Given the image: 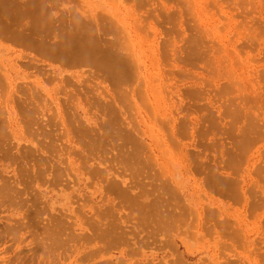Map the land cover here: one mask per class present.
<instances>
[{
    "label": "rangeland",
    "instance_id": "rangeland-1",
    "mask_svg": "<svg viewBox=\"0 0 264 264\" xmlns=\"http://www.w3.org/2000/svg\"><path fill=\"white\" fill-rule=\"evenodd\" d=\"M5 2L0 264H264V0ZM72 18L108 52L129 41L131 86L59 55Z\"/></svg>",
    "mask_w": 264,
    "mask_h": 264
},
{
    "label": "bare ground",
    "instance_id": "bare-ground-1",
    "mask_svg": "<svg viewBox=\"0 0 264 264\" xmlns=\"http://www.w3.org/2000/svg\"><path fill=\"white\" fill-rule=\"evenodd\" d=\"M0 1H1V4H3V3H2V0H0ZM3 1H4V0H3ZM48 1H49V0H48ZM6 2H7V0H6ZM6 2H5V4H4V6L7 5L8 2H7V3H6ZM39 2L41 3V1H39ZM39 2H38V3H39ZM45 2H46V1H45ZM45 2H43V3H45ZM1 4H0V5H1ZM34 4H35V3H34ZM41 4H42V3H41ZM8 5H9V4H8ZM32 5H33V4H32ZM32 5H31V6H32ZM37 5L39 6L40 4H37ZM1 6H2V5H1ZM10 6H11V4H10ZM28 6H29V5H28ZM33 6H34V5H33ZM5 7H6V6H5ZM5 7H4V8H5ZM29 7H30V6H29ZM29 7H28V8H29ZM35 7H37V6H35ZM35 7H33V8H35ZM2 8H3V7H2ZM2 8H0V9H1V10H4V9H2ZM28 8H27V7H26L25 9L22 8L23 11H24L22 15L25 14L26 9H27V11H29ZM37 8H38V7H37ZM6 9H8V7H6ZM9 9H11V8H9ZM30 9H31V8H30ZM40 10H44V9H40ZM7 11H8V13H7ZM7 11L5 10L6 14H7V15L9 14V16H10V15L12 16V13H11L12 10H11V11H10V10H7ZM21 11H22V10H21ZM32 11H33V9H32ZM32 11L30 10L31 13H34V12H32ZM35 11H36V9H35ZM48 11H50V10H49V7H48ZM48 11H47L46 14H44V15H47V14L49 13ZM12 12H15V11H12ZM17 12H19V11H17ZM17 12H16V13H17ZM30 12L28 13V15L30 14L29 16H31V21H32V19H34V21H35L34 16H36V15H35L36 12L33 14L34 16H32V14H31ZM37 12H38V14H39L40 11H37ZM10 13H11V14H10ZM26 13H27V12H26ZM44 13H45V11H44ZM86 13L88 14L89 12H86ZM0 14H3V15H1V17H2V16L5 17V15H6L4 12L2 13V11H1ZM4 14H5V15H4ZM19 14H20V13H19ZM40 14H41V13H40ZM42 14H43V12H42ZM7 15H6V16H7ZM25 15H27V14H25ZM44 15H42V16H44ZM70 15H71V14H70ZM77 15H78V14H77ZM77 15L75 14V17H76ZM15 16H16V15H15ZM15 16H14V14H13V18H14ZM42 16H41V17H42ZM47 16H48V15H47ZM87 16H88V15H87ZM4 17H2V18H4ZM7 17H8V16H7ZM21 17H22V16H20L19 19H20ZM32 17H33V18H32ZM39 17H40V16H39ZM41 17H40V18H41ZM71 17H74V13H73V16H71ZM79 17H80V16L78 15V19L80 20ZM122 17H123V16H122ZM8 18H9V17H8ZM23 18H25V19L27 18V19H28V17H26V16L22 17L21 19H23ZM43 18H44V17H43ZM43 18H41V19H43ZM47 18H48V17H47ZM5 19L8 20L6 17H5ZM10 19H11V18H10ZM14 19H15V18H14ZM17 19H18V18H16V20H17ZM37 19H38V20H41V19H39L38 17H37ZM37 19H36V21H37V23H39ZM56 19H57V18H55V20L53 19L54 24H55V21H58V19H57V20H56ZM73 19H77V18H72V21H70V22H71L73 25H69V26L67 25L68 27L66 26V27H67V30H66L65 32H64V28L66 29V27H65L64 25H66V24H64V25L62 24V26H64V28H61L62 26L58 24V25H59L58 28H60V30L63 29V30H62V31H63V33H62L63 35H64V33H67V32H68V29H69V27H70L71 29H70L69 31H70L71 34H69V32H68L67 34L70 35V36H72V39H71V38H68V39H66L65 41L62 40V41L59 42V40H57V42H59L58 44H57V42L53 41V44L56 43V45H58V49H55V50H57V51L59 50V55L62 56V57H63V56H64V57H67V56H68L69 59H68V58H65V59L70 60V61L73 60V59H74V61L76 60L74 63H71L70 65H72V64H78V63H76V62H79V64H80V62H82V61H85V62L88 61V63H87L88 66L91 65V64L89 65L90 62H92V64H95L96 66L99 65L100 68H102V69H100V68L98 67V68L100 69V71H98L99 69L97 70V69H94V68H93L94 70H97L98 73H99V72L101 73L102 70H103L104 72H106L105 70H107V73H106V74L102 71V72H103V75L105 74L106 77H107L109 74H110V76H111V73H112V75L115 76V78H116L117 76H119V77L116 78V80H115V79L112 80V79H113V78H112L113 76H111V78L107 77L108 79H110V80L113 82V83L110 82V81L106 78L107 81H109L111 84H114V85L116 86V85H118V83L121 84L120 82H122L123 84L118 85V86H121V87H122V86L126 85L127 83H125V82H127V81L130 79V80L128 81V84H129V86H131V85H130V82L133 81L134 78H129V77L126 75V76L129 78V79H128V78L125 77V76H121V77H120V75L126 73V72H124V71H125V69H124L125 66H124V65H127V62L132 63V64H133V62H131V61H129V60L127 61L128 57L124 56V57H122L123 60H124L125 58H127V59H126L127 62L125 63V62H123L122 59L120 60L119 57L114 53V50H115V49H116L115 51H118L117 49H119V48H120V51H121L122 49H125L127 46H126L125 48H124L123 46H124V45H127V44L129 43V41H127V40L124 39V41H125L126 43L128 42L127 44H125L124 41L119 42V41H121V40L119 39L120 37L118 38L117 34H116L117 37H115V33H114L115 31H114L112 34H113V38H114V37L116 38V40L113 39V40H115L114 43H116V44L113 45V43H112V45H113V46L117 45V46H116L117 48L115 47L114 50H111V52L113 51V52L111 53V52H110V48L113 49V47H112V46H111L110 48L108 47V48H109V52H108V50L106 49V48H107L106 45L108 44V43L106 44V41H108V40H106L107 38H106V39H105V38H102L103 35L105 34L104 31L106 30V29H105V30L103 31V28H102V27H105L106 25H104V26L101 25V26H100V24L98 23V24H99L98 28H99V29L102 28V31L104 32V33H103L102 31H100V30L98 29L99 32H102V33H103L102 36H100V37H101L102 40H103V39L106 40V41H103V42L99 41L100 43H103V44H104L105 49H103V47H102L103 44H102V45H99L100 43L97 42L98 40H100V38H96L97 36L95 37L94 35H92V34H96L95 32H93V29H91L92 34L88 35L89 33H91V32H89V31H90L89 28H92V27H89V28H88V27L86 26V27L88 28L89 31L86 29L85 25H86V22H88V21L86 20V22H85V20H83V19H84V18H83L82 20H83V23H85V24L82 25V24L79 22V23L81 24V25H80L78 22H76V21H79L78 19H77L76 21H73ZM87 19L89 20L90 17L88 16ZM0 20H3V19L0 18ZM69 20H70V17H69ZM92 20H93V19H92ZM3 21H5V20H3ZM9 21H11V20H9ZM22 21H23V20H22ZM29 21H30V18H29ZM29 21H27V23H29ZM104 21H105V19H104ZM111 21H114V19H112ZM125 21H126V20H125ZM1 22H2V21H0V23H1ZM48 22H49V21H48ZM70 22H69V23H70ZM73 22H74V23L76 22V23H78V24H74ZM81 22H82V21H81ZM105 22H106V24H107V21H105ZM122 22H123V21H122ZM122 22H121V23H122ZM5 23H6V22H5ZM10 23H11V22H10ZM10 23H9V24H10ZM13 23H14V22H13ZM18 23H19V22H18ZM35 23H36V22H35ZM41 23H42V22H41ZM46 23H47V22H46ZM71 23H70V24H71ZM89 23H90V22H89ZM93 23H94V22H93ZM93 23H91V25L89 24V26H93ZM3 24H4V23H3ZM29 24H30V29H32L31 27H33V25L31 26V22H30ZM32 24H34V22H32ZM39 24H40V23H39ZM44 24H45V23H44ZM94 24H95V23H94ZM104 24H105V23H104ZM126 24H127V23H126ZM1 25H2V23H1ZM7 25H8V24H7ZM16 25H17V24H16ZM27 25H28V24H27ZM34 25H36V24H34ZM40 25H41V24H40ZM46 25H47V24H46ZM48 25H49V23H48ZM58 25H57V26H58ZM87 25H88V23H87ZM116 25H117V24H116ZM4 26H5V25H4ZM21 26H22V25H21ZM37 26H38V24L36 25V28H35V29H36L37 31H39L37 28H39L40 26H38V27H37ZM42 26H43V25H42ZM81 26H82L83 28L85 27V31H83L84 29H82ZM107 26H108V25H107ZM124 26H125V25H124ZM18 27H19V26H18ZM23 27H24V28H26V27L28 28L29 26H23ZM43 27H44V26H43ZM46 27L48 28V26H46ZM46 27H45V28H46ZM53 27L56 28V26H54V25L52 26V28H53ZM93 27H94V26H93ZM2 28H4V27H2ZM9 28H10V27H9ZM27 28H26V29H27ZM45 28H43L44 32H45ZM47 28H46V29H47ZM49 28H50V25H49ZM52 28H50V29H51V32H48L49 34H50V33H51V34H52V33H55V32L52 30ZM54 28H53V29H54ZM58 28H56V30H57ZM94 28H95V27H94ZM110 28H112V27H110ZM16 29H17V28H16ZM33 29H34V28H33ZM50 29H47V30L50 31ZM4 30H6V28H5ZM24 30H25V29H24ZM41 30H42V29H40V31H41ZM43 30H42V31H43ZM47 30H46V31H47ZM56 30H55V31H56ZM60 30H58V31H60ZM94 30H95V29H94ZM110 30H111V29H110ZM112 30H113V29H112ZM135 30H136V29H135ZM21 31H22V29H21ZM29 31H30V30H28V31H27L28 34H25L24 36L29 35V34L31 35L30 32H33L34 30H33V31H30V32H29ZM37 31H36V32H37ZM52 31H53V32H52ZM58 31L55 33V37L58 35V34H57V33H59ZM62 31H61V32H62ZM11 32H12V31H11ZM25 32H26V30H25ZM34 32H35V31H34ZM36 32H35V33H36ZM61 32H60V34H59V36H58L57 39L60 38V35L62 36ZM84 32H85L86 34H87V32H89V33L86 35V34H84ZM118 32H120V31H118ZM118 32H117V33H118ZM134 32H135V31H134ZM18 33H19V32H18ZM20 33H24V32H20ZM37 33H38V32H37ZM40 33H41V32H40ZM45 33H47V32H45ZM45 33H44V34H45ZM128 33L130 34V32H128ZM13 34H14V33H13ZM44 34L42 33V36H43ZM51 34H50L48 37L52 36ZM56 34H57V35H56ZM67 34H66V36H67ZM83 34L86 35L88 38H90V36L92 35V38L95 37L96 39L93 38V39H95V40H92V39L90 38L92 41L89 40V39H88V40H89V41H88L87 38H86V36H85V39L83 38V37H84ZM107 34H108V33H106V35H107ZM109 34H110V33H109ZM10 35H11V34H10ZM20 35H22V34H20ZM32 35H33V33H32ZM40 35H41V34H40ZM46 35H48V34H45V36H46ZM81 35H83V37H82ZM96 35H97V34H96ZM118 35H119V33H118ZM120 35H122V33H120ZM120 35H119V36H120ZM18 36H19V35H18ZM18 36H17V37H18ZM53 36H54V35H53ZM64 36H65V35H64ZM70 36H69V37H70ZM104 36H105V35H104ZM107 36H108V35H107ZM107 36H105V37H107ZM129 36H130V35H129ZM32 37H33V36H32ZM62 37H63V36H62ZM62 37H61L60 39H62ZM67 37H68V36H67ZM122 37H123V36H122ZM122 37H121V38H122ZM131 37H132V36H131ZM53 38H54V37H53ZM63 38H64V37H63ZM18 39H19V38H18ZM24 39H25V37H24ZM26 39H27V36H26ZM28 39H29V37H28ZM31 39H32V38H31V36H30V40H31ZM64 39H65V38H64ZM118 39H119V41H117ZM126 39H127V38H126ZM19 40H20V39H19ZM36 40H37V39H36ZM38 40H39V39H38ZM113 40H112V41H113ZM95 41H96V42H95ZM108 42H109V41H108ZM110 42H111V41H110ZM110 42H109V44H110ZM118 42H119V43H118ZM131 42H132V41H131ZM134 42H135V41H134ZM31 43H32V42H31ZM38 43H39V42H38ZM96 43H97V44H96ZM120 43H124V45H122V44H120ZM32 45H33V44H32ZM42 45H43V44H42ZM48 45H49V44H48ZM110 45H111V44H110ZM110 45H107V46H110ZM46 46H47V45H46ZM46 46H45V47H46ZM49 46H50V45H49ZM128 46H129V45H128ZM130 46H131V45H130ZM53 47H55V46L53 45ZM131 47H132V46H131ZM43 48H44V47H43ZM48 48H49V47H48ZM128 48H129V47H128ZM136 48H137V47H136ZM136 48H135V49H136ZM34 49H35V48H34ZM50 49H54V48H50ZM131 49H132V48H130V49H127V48H126L125 51H127V50H131ZM32 50H33V49H32ZM43 50H44V49H43ZM55 50H51V51H54V53H55V52H56ZM35 51H36V50H35ZM41 51H42V50H41ZM45 51H46V50H45ZM45 51H44L43 53H45ZM49 51H50V50H49ZM51 51H50V52H51ZM104 51H105V52L107 51L109 54L105 53ZM125 51H124V52H125ZM36 52H37V51H36ZM121 52H122V51H121ZM43 53H42V54H43ZM51 53H52V52H51ZM56 53H57V52H56ZM56 53H55V55L58 54V53H57V54H56ZM113 53H114V54H113ZM117 53H118V55H119L120 52L118 51ZM125 53H126V52H125ZM127 53H128V52H127ZM52 54H53V53H52ZM44 55H45V54H44ZM48 55H49V54H48ZM59 55H58V57H57L58 59H59V57H60ZM129 55H130V54H129ZM133 55H134V53L132 54V57H133ZM50 56H54V54H53V55H50ZM48 57H49V56H48ZM64 57H63V59H64ZM130 57H131V56H130ZM51 58H53V57H51ZM53 59H54V58H53ZM60 59H61V57H60ZM65 59H64V60H65ZM129 59H130V58H129ZM54 60H55V59H54ZM56 60H57V59H56ZM130 60H131V59H130ZM133 60H134V59H132V61H133ZM59 61H60V60H59ZM61 61H62V60H61ZM61 61H60V62H61ZM121 61H122V62H121ZM124 61H125V60H124ZM62 62H63V61H62ZM65 62H66V61H65ZM65 62H64V63H65ZM64 63H63V64H64ZM129 63H128V64H129ZM79 64H78L76 67H78ZM82 64H85V63H81L80 65H82ZM132 64L127 65L128 67L126 66V67H127L126 69H127V70H130V69L133 67V65H134L135 63H134L133 65H132ZM67 65H69V64H68V61H67ZM95 65H94V67H96ZM130 65H132L131 68L129 67ZM72 66H73V65H72ZM82 66H84V65H82ZM85 66H87V65H85ZM88 66H87V67H88ZM134 67L136 68V66H134ZM134 67H133V69L135 70ZM89 68H90V67H89ZM96 68H97V67H96ZM145 68H146V67H145ZM91 69H92V65H91ZM133 69H131L130 71L133 72ZM136 70H137V69H136ZM136 70H135V71H136ZM149 70H150V69H149ZM97 71H96V72H97ZM108 72H110V73H108ZM123 72H124V73H123ZM128 72H129V71H127L126 74H128ZM150 72H151V71H150ZM100 73H99V74H100ZM129 73H131V72H129ZM134 73H135V72H134ZM93 74H95V73L93 72ZM101 74H102V73H101ZM132 74H133V73H132ZM135 74H136V73H135ZM137 74H138V73H137ZM124 75H125V74H124ZM128 75H129L130 77L132 76L131 74H128ZM142 75H143V74H142ZM148 75H149V74H148ZM151 75H152V74H151ZM151 75H150V76H151ZM144 76H145V75H143V77H144ZM100 77H101V76H100ZM133 77H135V75H133ZM136 77H137V76H136ZM136 77H135V78H136ZM242 77H243V76H242ZM104 78H105V77H104ZM121 78H123V80H125V81L121 80ZM126 78L128 79L127 81H126ZM118 79H120L121 81L118 80ZM131 79H133V80H131ZM103 80H104V79H103ZM144 80H145V79H144ZM160 80H161V79H160ZM116 81H117V82H116ZM146 81H147V80H146ZM150 81H151V80H150ZM152 81H153V78H152ZM115 82H116V84H115ZM131 83H132V82H131ZM128 84H127V85H128ZM111 86H112V85H111ZM151 86H152V85H151ZM113 87H114V86H113ZM114 88L116 89V87H114ZM119 88H120V87H119ZM128 88H129V87H128ZM130 88H131V87H130ZM130 88H129V89H130ZM153 88H154V87H153ZM129 89H128V90H129ZM131 90H132V89H131ZM131 90L128 91V92L130 93ZM133 91H134V90H133ZM133 91H132V93H133ZM148 91H149V90H148ZM136 93H137V92H136ZM154 94H156V93H154ZM134 96H135V95H134ZM157 96H158V95H157ZM157 96H156V97H157ZM113 105H114V104H113ZM162 106H163V105H162ZM106 107H107V106H106ZM113 108H114V107H113ZM113 108H112V109H113ZM114 109H115V108H114ZM105 110H107V109H105ZM104 122H105V121H104ZM109 123H110V122H109ZM101 126H102V125H101ZM0 129H1V126H0ZM246 133H247V132H246ZM248 133H249V132H248ZM244 135H245L246 137L248 136V134H247V135L244 134ZM243 138H244V136H243ZM133 153H134V152H133ZM166 153H167V152H166ZM133 155H136V156H132L133 158H136V157H137V154H136V153H134ZM166 155H167V154H166ZM176 163H177V162H176ZM170 165H171V164H170ZM173 168H174V167H173ZM213 174H215V173H213ZM215 175H217V174H215ZM176 176H177V175H176ZM217 176H218V175H217ZM179 177H180V176H179ZM211 177H212V174H211ZM213 177H214V176H213ZM213 177H212V180L215 178V177H214V178H213ZM217 178H218V177H217ZM217 178H215V179H217ZM178 179H179V178H178ZM180 179H181V178H180ZM215 179H214L213 182H215ZM218 179H219V178H218ZM167 182H169L168 179H167ZM216 182H217V181H216ZM216 182H215V183H216ZM220 182H221V181H220ZM110 183H115V184H116V185H114L115 187H116L117 185H120L119 183L117 184V181H114V180H113V182H110ZM218 183H219V181H218ZM221 183H222V182H221ZM217 185H218V184H217ZM219 185H220V184H219ZM222 185H223V184H222ZM107 186H108V183H107ZM112 186H113V184H112ZM168 186H169V185H168ZM109 187H111V186L109 185ZM109 187H106L107 190H108ZM111 188H112V187H111ZM117 188H120V189H121V190H118V191H120V192H122V190L125 189V188H124V189L121 188V186H117ZM117 188L114 189V187H113L111 190H110V188H109V192H110V191H113V192H114V191L117 190ZM113 189H114V190H113ZM129 189H130V188H129ZM129 189H128V190H129ZM126 190H127V189H125L123 192H125ZM168 190H171V185H170V188H169ZM118 191H117V192H118ZM173 191H174V190H173ZM115 194H116V193H115ZM120 194H121V193H120ZM123 194H125V196H128V195H129L128 193H127L128 195H126V193H123ZM164 194H166V192H165ZM164 194H163V195L161 194V195H162V199H164V198H163ZM119 196H121V195H119ZM125 196H124V197H125ZM121 197H123V195H122ZM159 198H160V197H159ZM162 199L160 198V201H161ZM156 201H157V199H156ZM158 201H159V200H158ZM154 202H155V201H154ZM154 202H153V203H154ZM164 202H165V200H164ZM145 203H146V202H145ZM161 203H163V201H161ZM37 204H38V202H37ZM37 204H36V205H37ZM150 204H151V203H150ZM152 205L154 206V204H151V206H152ZM144 206H145V204H144ZM148 206H149V205H148ZM151 206H149V207L151 208ZM153 206H152V207H153ZM155 206H158V204H155ZM155 206H154L153 209H152L153 211H154V209H155ZM159 206H163V204H161V205H159ZM145 207H147V206H145ZM143 208H144V207H143ZM156 208H158V207H156ZM35 209H37L36 206H35ZM147 209H148V207H147ZM37 210H38V209H37ZM145 210H146V209H145ZM152 210H151V212H152ZM143 211H144V209H143ZM151 212H149V213H151ZM155 212H156V210H155ZM58 214H59V212H58ZM144 214H146V212H144ZM153 214H155V213H153ZM147 215H148V213H147ZM151 215H152V213H151ZM54 216H55L56 218H57L58 216H59L58 218H61V217H62L60 214H59V215H55V214H54ZM60 216H61V217H60ZM154 216H155V215H154ZM154 216H153V217H154ZM52 217H53V216H51V218L49 219V221L52 219ZM145 217H146V215H145ZM145 217H144V218H145ZM149 217H151V216H148V219H149ZM156 217H157V216H155V218H156ZM56 218H55V219H56ZM162 218H166V217H162ZM53 219H54V217H53ZM53 219H52V221H53ZM145 219H146V218H145ZM148 219H147V220H148ZM151 219H152V218H150V220H149L150 222L152 221ZM153 219H154V218H153ZM160 219H161V218H159V220H160ZM157 220H158V218H157ZM157 220L155 221V219H154L155 223L160 224V225L157 226V224H156V226H157L156 228H158V229H160L161 227L163 228V226H164V224H165V223H163V220H164V219L162 220V222L159 221V220H158V221H159V222H158ZM56 221H57V219H56ZM58 221H60V220H58ZM58 221H57V223H58ZM62 222H63V221H62ZM62 222L60 223L61 227H62L63 225H65L64 222H63V225H62ZM50 223H51V221H50ZM53 223L56 224V222H54V221H53L51 224L54 225ZM161 223L163 224V226L161 225ZM47 224H48V223H47ZM57 225H59V224H57ZM57 225H56V226H57ZM60 225H59V227H60ZM153 225L155 226L154 222H153ZM47 226H51V225H49V224L46 225V230H47V231H48V230L51 231L52 229H50V227H47ZM159 226H161V227L159 228ZM64 227H65V226H63V228H64ZM47 228H49V229H47ZM52 228H53V227H52ZM57 228H58V227L53 228V229H57ZM65 228H66V227H65ZM65 228L63 229L64 232H66V229H67V228H66V229H65ZM43 229H44V228H43ZM58 229H59V228H58ZM58 229H57V231H58ZM104 229H105V228H104ZM104 229H103L102 231H104ZM106 229H107V228H106ZM106 229H105V230H106ZM60 230H61V233H62V231H63L62 228H60ZM60 230H59V233H60ZM44 231H45V230H44ZM47 231H46V232H47ZM50 231H48V233H50ZM52 231H53V230H52ZM55 231H56V230H55ZM55 231H54V232H55ZM112 231H113V230H112ZM160 231H161V230H160ZM52 233H53V232H51L49 235H51ZM61 233H60V235H62ZM104 233H105V232H104ZM104 233H103V234H104ZM107 233H108V231H107ZM109 233H110V232H109ZM111 233H112V232H111ZM113 233H115V232L113 231ZM113 233H112V236H114V235L116 234V233H115V234H113ZM44 234H45V233H44ZM63 234H64V233H63ZM42 235H43V234H42ZM54 235H55V234H54ZM54 235H51V236H50V237L53 239V241H54L55 239H57V238H55V236H56V237L58 236V235H55V236H54ZM66 235H67V234H66ZM105 235H106V234H105ZM118 235H119V234H117V236H118ZM39 236L41 237L40 233L38 234V237H39ZM46 236H48V235H46ZM52 236H54L55 239H54ZM64 236H65V234H64ZM107 236H108V234H107ZM107 236H106V237H107ZM110 236H111V235H110ZM117 236H116V237H117ZM59 237H61V236H58V239H59ZM104 237H105V236H104ZM114 237H115V236H114ZM42 239L44 240L43 242H45L46 239H45L43 236H42V238H41V241H42ZM47 239H50V238H47ZM52 239L48 240V242H51ZM58 239H57V240H58ZM63 239H66V240H64V241L66 242L67 239H68V237L65 236V237H63ZM63 239L61 238L60 241H62ZM38 240H39V241H37V245H35V247L37 246V248H36L37 251L42 250V249H44V248L47 247V246H42V245H43V244H42L43 242H42V243L40 242V238H38ZM57 240H56V241H57ZM53 241L51 242L52 245H50V243H48V244H44V245H49V246H54V247H55V244L58 245V242L60 243V241H57V243H56V242L54 243ZM64 241H63V242H64ZM39 242H40L41 244H40ZM63 242H61V246L58 245V246H59L58 249H60V248L63 246V245H62ZM53 243H54V244H53ZM38 244H39L40 246H38ZM64 244H65V243H64ZM38 247H39V250H38ZM40 247H42V249H41ZM43 247H44V248H43ZM48 248H49V247H48ZM48 248L46 249V251L49 250ZM34 249H35V248H34ZM56 249H57V247H56ZM52 250H54V248H52ZM37 251H36V252H37ZM50 251H51V249H50ZM44 252H45V251H44ZM47 252H48V251H47ZM47 252H46V253H47ZM54 252H56V251H54ZM48 254H49V252H48ZM48 254H46V255H48ZM54 255H56V254L54 253ZM52 257H53V256H52ZM54 259H55V258H54ZM176 262H177V260H176ZM176 262H174V264H176Z\"/></svg>",
    "mask_w": 264,
    "mask_h": 264
}]
</instances>
